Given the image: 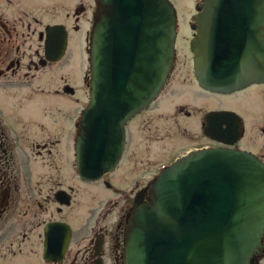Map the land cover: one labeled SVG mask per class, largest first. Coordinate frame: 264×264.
<instances>
[{
  "label": "water",
  "instance_id": "95a60500",
  "mask_svg": "<svg viewBox=\"0 0 264 264\" xmlns=\"http://www.w3.org/2000/svg\"><path fill=\"white\" fill-rule=\"evenodd\" d=\"M197 9L191 49L200 84L231 92L264 80V0H202ZM177 26L171 0H97L88 48L90 97L76 138L84 179H99L119 163L127 122L167 82ZM46 31L47 56L59 60L67 48L65 27L48 25ZM147 191L149 201L138 193L128 218L126 264H250L263 256L264 162L252 152L192 150ZM52 225L51 236L59 226Z\"/></svg>",
  "mask_w": 264,
  "mask_h": 264
},
{
  "label": "flooded vegetation",
  "instance_id": "af4514ba",
  "mask_svg": "<svg viewBox=\"0 0 264 264\" xmlns=\"http://www.w3.org/2000/svg\"><path fill=\"white\" fill-rule=\"evenodd\" d=\"M93 2L89 6L92 13L96 8V0ZM48 4L54 14H61L66 9V5L58 0H50ZM75 9L76 24L73 28L79 31L82 14L89 8L81 0ZM35 11L32 0H0V91L12 96L13 100L16 98L11 109L7 108L10 104H7L6 99L5 103L0 101V264H35V257L42 264H126L128 218L138 193L143 192L148 201L146 189L154 178L135 192L130 203L119 207L116 215L114 210L119 205V199H107L108 195H105L98 206H88L87 211L92 219L84 229L75 228L71 219L78 209L80 196H83L86 185L102 184L109 190L122 193L121 188L114 183L117 176L113 181L112 174L118 170L127 155L129 125L160 100V107L172 110V106L167 104L174 98L176 83L196 86L198 93L204 92L205 103L210 104L198 120L192 117L194 124L189 122L192 128L199 130L200 136H193L198 140L197 145L185 153L204 148L228 147L250 151L264 161V80L250 81L231 92H213L202 87L196 76L195 55L190 49L192 40L198 34L197 27H194L197 22L192 21V17L189 53L183 55L188 68L184 79L174 83L171 97L162 98L177 65L178 35L176 59L165 87L149 108L127 123V140L120 163L114 171L104 173L98 180H85L79 172L76 158V138L83 113V101L82 97L77 96L78 89L76 85L73 86L69 73L63 72L62 67H59V63L67 56L73 36L66 23L55 22L65 26L68 44L62 59H49L45 43L47 24L43 30H37L36 25L41 20ZM247 23H243V27ZM37 35L41 41L39 46L36 45ZM25 68L28 70H24ZM205 93L220 95V103H210V98H206L208 95ZM62 95L70 97L73 102L57 107V113H53L49 102H40L36 108H27L34 97L42 101L46 96ZM212 111L226 112L221 116L208 118ZM162 113L164 115V109ZM185 114L191 117L193 113L187 110ZM135 126L136 124L133 125V131ZM168 126L174 130L180 128L175 121ZM148 130L156 134L151 131V126ZM187 130L185 128L184 131ZM156 138L157 143H153L149 150L153 156L166 153L168 145L165 143L172 141ZM137 144L139 142L133 145V151L128 155L131 159L126 162L133 174L157 176L176 158L185 154L181 153L156 167L146 166L157 164L152 162L155 157L146 156L148 162L144 158L138 161L134 150ZM89 194L91 198H96L95 192L90 191ZM16 224H21L24 229L12 234ZM52 224L59 225L58 232L53 236ZM36 238H42V247L38 246L39 240ZM50 238L54 240L52 247L46 246ZM67 238L69 241L64 252L59 255ZM46 251L55 253V257H46ZM250 264H264V254Z\"/></svg>",
  "mask_w": 264,
  "mask_h": 264
},
{
  "label": "rangeland",
  "instance_id": "374dc122",
  "mask_svg": "<svg viewBox=\"0 0 264 264\" xmlns=\"http://www.w3.org/2000/svg\"><path fill=\"white\" fill-rule=\"evenodd\" d=\"M61 3L66 5V9L62 10L61 14H54L53 11L50 10V0H32V4H35L36 7V15L39 16L41 22L37 24V30H43L46 24L55 23V22H63L66 23L69 27V30L73 36V39L70 41L69 49L67 52V56L59 63V67H62V71L65 73H69L73 86L77 87V96L82 97L83 106L86 107L89 99V84L86 81L87 75L89 76V61L87 55V36L89 34L91 18H92V9L89 7L94 4V0H83L85 6L89 9L87 12L82 14L80 24V30L77 31L73 27L76 24L75 20V8L77 4L81 0H58ZM175 5L178 16V28H179V51H178V61L175 68V72L171 77L169 85L165 88L162 93V98L165 96H170L172 94V87L177 80L184 79L183 76L188 72V68L186 67V62L184 60V54L189 53V38L192 33L191 28V18L195 14L197 6L201 0H171ZM41 41L38 40V35L36 37V45L39 46ZM185 48V49H184ZM23 50L21 51V53ZM1 67V65H0ZM187 68V69H186ZM28 70V69H24ZM182 71L185 73L183 74ZM189 79L191 76L189 75ZM204 93V92H203ZM203 93H198L196 90V86L194 85H181L176 83L174 88V98L168 101L167 106H172L171 109L162 108L159 106L161 104V100L154 103L151 110L145 112V114L138 116L134 121H132L129 125V148L127 155L123 158V161L119 165V168L115 173L112 174L113 181L115 185L121 188L122 193L119 194L116 190H109L105 185H86L85 190L83 192V196H80V203L77 207L78 209L75 211L71 222L73 226L81 227L84 229L87 224L90 223L92 216L88 213V206H98V203L105 195H108L107 199L114 197L115 200L119 199V205L114 210V215L117 214L119 207L124 204L130 203V200L133 198L135 192H137L142 187L148 185V183L155 177L153 174H140L134 172H130L127 167V160H130V156L128 155L131 151H133V145L137 142V147H134L136 151V157H138V161L141 158H144L145 162L149 160L146 156L152 155L149 150L151 145H155L157 140L156 137L163 138V141H170V143H165L168 145V149L162 155L156 154L152 162L157 164L146 165L151 167L158 166L161 162H167L175 156L180 155L181 153H185L186 150L197 145L198 140L197 136H200V132L196 128H192L191 124H194V120L192 117H196V119L200 118L204 112L210 107V104L205 103V97ZM206 98H210V103H220L219 99H221L220 95L205 93ZM203 98V99H202ZM8 101L7 108L11 109L13 105L16 103V98L13 100L12 96H8L0 91V101L4 102ZM40 102H49L52 105L53 113H57V107L65 106L71 104L70 97L68 96H46L42 101L38 97H34L31 102L27 104V108L32 109L36 108ZM217 105V104H216ZM213 105V106H216ZM212 106V105H211ZM164 109V115L162 110ZM191 111L193 114L191 117L186 116L185 111ZM161 114V115H160ZM3 118L5 116L3 115ZM144 119V120H143ZM190 119V120H189ZM197 119V120H198ZM143 120V121H142ZM175 121L176 124L180 125V128L174 130L169 127L168 124ZM147 122V123H146ZM190 122V123H189ZM136 124L134 131L133 125ZM151 126L152 130L156 134H152L148 127ZM185 128L188 130L185 132ZM194 136V137H193ZM149 137V139H148ZM152 145V146H153ZM168 153V154H167ZM171 153V155H170ZM134 160V157H132ZM141 166V165H138ZM93 191L96 194V198H91L89 192ZM91 206V207H92ZM19 214V212H17ZM17 214H15L17 216ZM43 227V225H42ZM24 227L21 224H16L12 229V234H16L19 231L23 230ZM42 231V229H40ZM10 234V235H12ZM39 240L38 246L42 247V238H36ZM37 245V244H36ZM35 264H42L38 258L34 259Z\"/></svg>",
  "mask_w": 264,
  "mask_h": 264
}]
</instances>
